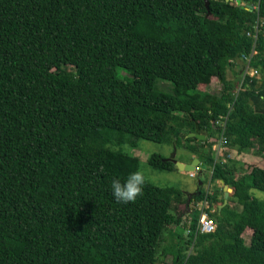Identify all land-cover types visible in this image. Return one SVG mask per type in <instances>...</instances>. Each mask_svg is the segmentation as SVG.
<instances>
[{
	"label": "trees",
	"instance_id": "1",
	"mask_svg": "<svg viewBox=\"0 0 264 264\" xmlns=\"http://www.w3.org/2000/svg\"><path fill=\"white\" fill-rule=\"evenodd\" d=\"M257 2L0 0V264H264V168L237 173L213 150L224 131L264 157V0H242ZM254 47L261 74L235 97L229 69ZM212 77L220 94L193 85ZM197 125L206 139L189 135ZM140 140L188 149L229 202L146 176L141 197L118 202L112 179L141 168L123 146ZM206 196L217 228L196 234Z\"/></svg>",
	"mask_w": 264,
	"mask_h": 264
},
{
	"label": "rangeland",
	"instance_id": "2",
	"mask_svg": "<svg viewBox=\"0 0 264 264\" xmlns=\"http://www.w3.org/2000/svg\"><path fill=\"white\" fill-rule=\"evenodd\" d=\"M245 65L242 63L239 66H237L234 69H229V77L233 79H240L242 78V73H240L241 68L244 70ZM239 72L237 75L236 73ZM125 73V72H123ZM259 75L261 72L258 73ZM244 75V74H243ZM193 85L196 88H200L202 90H208L215 94H220L222 90V83L217 77H212L207 83L203 82H194ZM226 116V115H225ZM224 116V117H225ZM227 119H224L223 124H226ZM183 132H186L187 130H182ZM200 133L203 135H206L204 132L200 130ZM206 139V138H205ZM213 139V138H211ZM218 139V140H217ZM217 141L213 145V150L215 152L216 160L217 161H223L226 162L229 159L236 160L239 162L240 170L237 173L243 172L244 170L249 171L251 169V166L253 165H259L264 168V157L256 154L253 150L249 152H239L236 149L229 147L226 145V137L225 139L222 138V134L217 137ZM185 143V142H184ZM186 143H188L186 141ZM138 145L135 147H131L129 145H124L123 149L127 150L129 153L133 155H137L141 159V168L145 172V176L153 183L161 186H167V185H173L180 187L181 189L185 190L189 195L195 194L200 186L204 189L207 193H212L216 190V188H220L219 194L221 197L225 198V193L230 190V194L233 191V188L229 185L223 183L221 180L213 182L211 180L212 173H213V167L207 166L204 167L199 164V168L194 171L193 173H190L189 171H181L179 169L175 170H159L154 168L148 161L150 156L153 153H159L167 158H169L173 152L175 151V145L168 142H156L151 140H140L137 143ZM177 159L180 161H188L189 156L191 154L189 153L188 149L184 148H177ZM192 157H197L195 154L192 155ZM204 168L203 173L199 174L200 169ZM243 169V170H241ZM203 178L202 181L200 179ZM230 188V189H229ZM232 189V190H231ZM254 193L258 196L264 197V191L259 189H254ZM230 196V195H229ZM209 199V198H208ZM204 200L201 202V206L204 204ZM229 202V197H228ZM199 203V201L197 202ZM210 199L208 201V204H210ZM180 209L189 210V207L187 203H184L180 206ZM176 213H178V210H174ZM180 229V228H179ZM252 234L251 230H246L244 232V235L247 237V242L250 240L249 236ZM165 236L167 237V233H165ZM193 251V246L190 247L189 252ZM171 259V257H168V261Z\"/></svg>",
	"mask_w": 264,
	"mask_h": 264
},
{
	"label": "built area",
	"instance_id": "3",
	"mask_svg": "<svg viewBox=\"0 0 264 264\" xmlns=\"http://www.w3.org/2000/svg\"><path fill=\"white\" fill-rule=\"evenodd\" d=\"M252 5H253V9L259 10V2H257L256 4L254 3ZM260 25H261V21H260V19H258L254 23V26H253L254 30L251 31V34H253L255 38L258 37L259 31H260ZM248 34H250V33H248ZM256 53H257V51H256V49L254 47L251 53L243 55V60H244L245 66L243 67L244 70H243V73H242L241 81L239 82V86H238V88H237V90L235 91V94H234L235 97H237L240 89L242 88L245 76L247 74L256 75L259 72L258 68L253 67V65H252V62L255 59ZM232 108H233V103L230 105V109H232ZM228 114L225 117H223V120L221 121L222 123H223L224 119H227ZM223 125H225V124H223ZM222 138L225 139L224 131L222 132ZM199 167L200 166H198L197 169ZM193 172H190V173H193ZM208 201H209V199L206 196L205 200H204V204H203L202 209H201V214L198 217L196 234L214 232L216 230V228H217V222L215 221L214 218H212L210 216V213L208 211V208H210V204H208Z\"/></svg>",
	"mask_w": 264,
	"mask_h": 264
},
{
	"label": "clouds",
	"instance_id": "4",
	"mask_svg": "<svg viewBox=\"0 0 264 264\" xmlns=\"http://www.w3.org/2000/svg\"><path fill=\"white\" fill-rule=\"evenodd\" d=\"M145 183L146 177L144 170L137 168L123 182L119 178L112 179V194L118 202H135L138 197L143 195Z\"/></svg>",
	"mask_w": 264,
	"mask_h": 264
},
{
	"label": "water",
	"instance_id": "5",
	"mask_svg": "<svg viewBox=\"0 0 264 264\" xmlns=\"http://www.w3.org/2000/svg\"><path fill=\"white\" fill-rule=\"evenodd\" d=\"M205 1H206V4H207V7L209 8L210 0H205ZM236 2L239 5L241 4V6H243V7H247L248 9L253 10V5L251 3L244 4V3H242V0H236ZM189 135L190 136H197L200 139H205L206 138V135H203V134L200 133V128H199L198 125H197L196 130L191 132ZM167 159L173 161L176 164V166L178 167L179 170H181V171H189V172L196 171L197 167L201 163V161H200V159L198 157L192 158L190 160V162H183V161L178 160L177 159V149H176V147H175V151L173 152V154ZM203 169L204 168L200 169L199 174L203 173ZM221 181L223 183H225L224 179H221ZM229 195H230V190L225 193V200H224V203L221 205V207L228 203Z\"/></svg>",
	"mask_w": 264,
	"mask_h": 264
},
{
	"label": "crops",
	"instance_id": "6",
	"mask_svg": "<svg viewBox=\"0 0 264 264\" xmlns=\"http://www.w3.org/2000/svg\"><path fill=\"white\" fill-rule=\"evenodd\" d=\"M192 158H194V157L189 156V160H188V161H184V162H190V160H191Z\"/></svg>",
	"mask_w": 264,
	"mask_h": 264
}]
</instances>
